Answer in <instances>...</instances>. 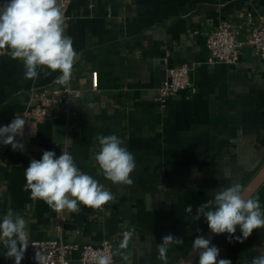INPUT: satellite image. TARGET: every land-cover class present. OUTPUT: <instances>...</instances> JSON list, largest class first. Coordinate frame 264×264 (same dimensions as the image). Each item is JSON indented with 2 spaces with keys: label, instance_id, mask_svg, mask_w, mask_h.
<instances>
[{
  "label": "crops",
  "instance_id": "obj_1",
  "mask_svg": "<svg viewBox=\"0 0 264 264\" xmlns=\"http://www.w3.org/2000/svg\"><path fill=\"white\" fill-rule=\"evenodd\" d=\"M248 12L264 14V0H71L65 34L78 54L72 86L83 96L72 101L70 116L62 103L50 105L31 146L0 150V217L11 209L28 221L30 245L21 264H31L33 241L56 236L58 222L57 212L24 191L25 168L43 151L59 156L65 147L114 197L103 210H65V242L98 245L112 238L113 264L180 261L208 228L204 217L195 219L197 206L212 199L214 189L245 186L264 164V66L253 46L246 44L238 64L207 62L206 38L223 20L239 29L241 39L250 38ZM183 64L190 66L192 85L161 103L166 69ZM94 71L98 90L92 89ZM23 73L21 61L7 52L0 56V126L37 103L44 87H65L53 82L59 73L37 80L24 79ZM97 134L118 135L134 154L132 185L96 175ZM257 196L264 205V185ZM188 204L192 213L185 211ZM125 233L132 235L121 248ZM167 234L183 243L172 245L161 262L156 245ZM213 244L220 258L250 264L264 254V229L243 242H229L223 234ZM0 264L14 260L0 254ZM72 264H81L78 252Z\"/></svg>",
  "mask_w": 264,
  "mask_h": 264
},
{
  "label": "clouds",
  "instance_id": "obj_2",
  "mask_svg": "<svg viewBox=\"0 0 264 264\" xmlns=\"http://www.w3.org/2000/svg\"><path fill=\"white\" fill-rule=\"evenodd\" d=\"M66 17L59 0H0V50H6L13 60L23 64L24 79L37 80L59 73L53 82L60 86L70 84L73 66L77 58L73 41L66 33ZM26 120L16 115L11 123L0 126V144L11 146L13 151L23 150L17 140L25 135ZM31 127V126H30ZM36 131L32 130L34 135ZM71 141V140H69ZM92 159L97 165V176H103L114 185H132L131 174L136 164L135 157L116 134H97ZM24 191L33 200L45 202L57 213L65 210L79 213L81 206L100 209L114 200L110 190L96 176L81 170L68 148L45 150L40 159L33 158L25 168ZM213 198L200 203L195 219L204 217L214 235L227 234L229 242H243L256 229H264V205L259 197L245 196L244 186L232 183L213 190ZM186 212L192 213L188 204ZM241 235H236L237 231ZM131 233L124 234L121 248H126ZM183 243L182 237L167 234L157 244L158 260L166 262L172 245ZM30 245L28 221L20 213L9 209L0 217V254L21 264ZM192 255L198 256L196 264H232L230 259L220 258V249L211 238L198 235L191 245ZM36 264H47V259L36 252ZM96 264H112L111 257L99 254ZM250 264H264V254L253 257Z\"/></svg>",
  "mask_w": 264,
  "mask_h": 264
},
{
  "label": "built area",
  "instance_id": "obj_3",
  "mask_svg": "<svg viewBox=\"0 0 264 264\" xmlns=\"http://www.w3.org/2000/svg\"><path fill=\"white\" fill-rule=\"evenodd\" d=\"M60 6L66 12L70 6L71 0H59ZM246 22L253 26L251 36L248 40L241 39L239 29L230 21L223 20L217 29L211 31L206 38L208 48L207 62L210 65L216 64H238L243 48L246 44L253 46L255 54L264 66V14L248 12ZM6 50H0V56ZM72 80L69 85L63 88L44 87L39 93V101L31 107L17 112L14 116L20 115L25 118V135L21 139L17 137L24 147L31 146L33 139L36 137L38 127L47 117L48 107L53 103H62L67 116L71 114V103L74 99L83 96V90L72 86ZM92 89H99L98 73L94 71L91 75ZM192 85L190 80V66L183 64L179 67H170L165 71L164 79L159 87L158 101L165 103L168 99L175 97L181 91ZM13 116V117H14ZM13 119V118H12ZM11 119V121H12ZM10 121V123H11ZM36 131L31 134V127ZM0 144V150L6 148ZM103 210L102 208H100ZM58 222L55 225L56 236L47 240H35L32 242L33 254L31 264H36L34 256L36 252L40 253L47 259V264H72V255L74 252L79 253V261L81 264H96L95 257L99 254H106L111 257L112 264L115 260V243L114 239L107 238L98 245L90 243L72 242L67 243L63 238V231L67 223L65 213H57ZM97 213H92L91 218L97 217Z\"/></svg>",
  "mask_w": 264,
  "mask_h": 264
},
{
  "label": "water",
  "instance_id": "obj_4",
  "mask_svg": "<svg viewBox=\"0 0 264 264\" xmlns=\"http://www.w3.org/2000/svg\"><path fill=\"white\" fill-rule=\"evenodd\" d=\"M264 185V164L258 172L248 181L244 186L245 196H254L257 191ZM205 238H211L212 244L220 235H214L210 232L209 228L203 233ZM198 260V256H193L191 248L183 255L177 264H194Z\"/></svg>",
  "mask_w": 264,
  "mask_h": 264
}]
</instances>
